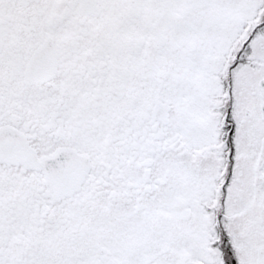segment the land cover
Here are the masks:
<instances>
[{"label": "snow or ice", "instance_id": "snow-or-ice-1", "mask_svg": "<svg viewBox=\"0 0 264 264\" xmlns=\"http://www.w3.org/2000/svg\"><path fill=\"white\" fill-rule=\"evenodd\" d=\"M0 264H264V0H0Z\"/></svg>", "mask_w": 264, "mask_h": 264}]
</instances>
